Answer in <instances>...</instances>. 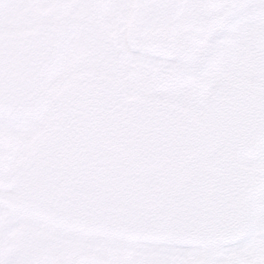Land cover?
<instances>
[{"label":"flooded vegetation","instance_id":"1","mask_svg":"<svg viewBox=\"0 0 264 264\" xmlns=\"http://www.w3.org/2000/svg\"><path fill=\"white\" fill-rule=\"evenodd\" d=\"M22 18H24V14H22ZM53 24L49 23L48 21L44 20L39 23L38 27H35L34 29H29L25 27V22L22 24L21 33H22V39L18 42L16 45L15 51L13 53V56L11 60H8L5 58L7 62H9V66L13 67L15 64L19 63L21 65L26 64L27 66H35L36 63L44 61V55L42 54L45 51V45L46 46H53L54 55H56L57 48L62 49H68L72 46H74L73 43H67L64 42L62 45L59 43V38L57 36V33L55 32L53 28ZM201 29V33H210L209 25L203 24ZM213 31L211 32V34ZM46 35H49L51 37V41L48 42V39L45 37ZM147 36V35H146ZM46 41V42H44ZM187 42L186 40L179 39L177 44V54L176 56H182L183 58H175L173 59V63L177 66H183L184 64L190 62L191 60H188L185 58V48H186ZM43 55V56H42ZM52 54L51 51H48L47 60L51 58ZM163 59L159 60V66H163ZM229 130L230 127L225 128V134L229 136ZM236 146H242L241 139L236 140ZM236 149H230L226 150L224 153L222 151H219L213 158V167H219L222 172H224V176H219L221 178V183L224 182H231L235 185L236 190H242L243 189V179L242 173L240 171V165L239 163L234 161V155L233 152H235ZM237 153V151H236ZM218 169H215L217 172ZM219 170V171H220ZM223 175V174H222ZM210 177L213 179L217 178V175H215V172L213 170L210 171Z\"/></svg>","mask_w":264,"mask_h":264},{"label":"rangeland","instance_id":"2","mask_svg":"<svg viewBox=\"0 0 264 264\" xmlns=\"http://www.w3.org/2000/svg\"><path fill=\"white\" fill-rule=\"evenodd\" d=\"M233 37H235V34L234 35H232ZM227 71H226V70ZM225 69H223V70H225V75L229 78L231 75H233V71H232V69H234V68H232V66H227V67H225ZM14 196V195H13ZM27 223L31 226V228L32 227H34L35 229H37V230H40L42 233H43V235H44V238H41V239H43V240H46V239H48V238H50V237H55V236H59V238H61V237H65V236H67V235H72L71 233H70V230H64V228H60V227H57V226H55L54 224H52V223H49V222H45L44 220H40L39 222L38 221H36L34 218H29V219H27ZM74 235H77L76 233H74ZM39 240V238L38 237H35V241H38ZM49 249H51V246L49 247ZM72 252H74V251H72ZM38 254V251L36 250V249H31V252H30V254H29V256H35V255H37ZM5 253L4 252H1L0 251V264H2L3 263V261H4V257H5ZM25 255H11V256H9V259L11 260L8 264H22L23 263V261L20 259V258H22V257H24ZM49 255L48 254H42V255H40L38 258H37V261H38V259L39 258H42V257H48ZM25 257H27V256H25ZM37 261L35 262L36 264H37ZM43 260H41L40 262H42ZM46 261H48L49 262V264H58L59 263V261H58V259L57 258H53L52 259V261H51V259H48V260H46Z\"/></svg>","mask_w":264,"mask_h":264}]
</instances>
